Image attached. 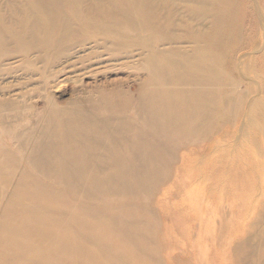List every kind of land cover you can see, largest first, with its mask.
<instances>
[{"label":"bare ground","instance_id":"obj_1","mask_svg":"<svg viewBox=\"0 0 264 264\" xmlns=\"http://www.w3.org/2000/svg\"><path fill=\"white\" fill-rule=\"evenodd\" d=\"M179 1L190 13L189 22L200 27L211 18L213 27L208 31L197 28L190 40L176 36ZM84 2L4 0L0 6V66L18 54L24 59L21 66L27 81L33 82L38 74L45 87L51 88L57 84L52 85L53 80L63 77L68 82L71 73L89 71L91 65L79 66L74 60L76 49L89 39L97 41L96 59L105 52L115 60L127 52L126 45L139 41L150 74L135 106L150 104L154 115L164 120L134 121L136 126L123 121L124 115L120 119L116 110L120 88L115 86L100 90L98 108L91 107L94 97L85 99L87 103L79 97L65 104L53 103L46 121H27L30 126L18 135L5 126L7 121L0 113L1 142L6 134L16 141L14 149L7 142L0 146V264H201L200 248L210 241L209 264H219L214 236L210 241L201 236L205 230L199 204L202 193L187 190L191 180H198V173L187 170L184 144L173 134L187 131L189 135L181 141L190 135L194 136L190 140H201L214 134L217 121L211 120L218 100L213 97L215 77L205 51L224 37L216 15L225 13L229 0H117L118 6H125L124 12L108 7L115 6V0ZM101 28V33L92 30ZM146 28L151 32L139 37L133 34ZM182 42L193 43L192 52L162 47ZM10 44H14V53ZM262 47L264 32L254 48ZM255 49L239 56L242 72L248 59L251 71L250 54ZM88 56L82 53L79 57L85 60ZM258 85L263 92L264 83ZM258 85L254 80L246 83L248 97L252 96L251 101L246 99L248 108H258L257 115L249 110L248 116L256 121L264 115ZM226 86L223 90L232 93L234 87ZM233 95L236 91L230 98L224 96L225 104L229 100L224 109L231 111L238 105ZM6 102L0 99V108L17 105ZM135 129L145 136L138 131L133 136ZM164 138L166 147L161 144ZM163 183L168 187L163 188ZM162 199L169 200L167 207L159 206ZM186 199L193 206L190 209L185 207ZM151 201L159 212L150 207ZM214 224L207 223V229ZM167 230L178 244L183 243L178 247L182 251L174 250Z\"/></svg>","mask_w":264,"mask_h":264},{"label":"rangeland","instance_id":"obj_2","mask_svg":"<svg viewBox=\"0 0 264 264\" xmlns=\"http://www.w3.org/2000/svg\"><path fill=\"white\" fill-rule=\"evenodd\" d=\"M90 1L85 0L84 4ZM115 2V6L108 7L124 12L125 6L122 5L120 7L118 6L117 0ZM3 3L4 0H0V6ZM178 5L181 9L177 15L179 19L177 20L178 25L175 26L176 36L190 40L194 39V31L197 28L208 31L210 27H213L214 20L211 18L204 25L199 24L200 27H198L196 22H189L190 19L187 16L190 13H186L183 3L180 2ZM217 16L221 19L219 24L224 32V37L219 42L213 44V48L210 51H205L208 65L212 66L209 69L215 77L214 88L216 89L213 90L216 93L215 95L213 94V97L216 98V101L218 100L214 105L212 112L213 118L211 120L217 121L214 134L201 140H190L191 137H194L190 135L191 137L187 138L189 140L186 141H181V139L189 135L187 131H175L173 135L177 136L176 141L183 142L184 144V159L188 163L187 166H189L187 170L198 173V180H191L187 190H190L192 194L198 191L204 195H201V201L199 203L202 206L201 212L203 213L201 219H204L202 220V227L205 228L204 230L201 227L203 229L201 236L207 241H210V238L214 236L216 246H218L216 253L218 251L217 258L219 259V264H264V115L262 116L263 119L259 121H256L254 118L249 119L248 111L250 110L257 115L258 108H248V105L250 107V99H252V96L249 94L248 97L246 91V83L248 80L256 81L257 85L261 82L264 83V80L261 81L258 79L259 76H261V79H264V61L262 59V56H264V47L262 49L254 48L256 42L260 39V35L264 32V0H229L225 8V13L220 12ZM189 23L191 26H189ZM92 30L95 33H101L103 28ZM150 32V29L146 28V31H138L133 34L139 37ZM95 33L93 32L94 35ZM129 36L133 38L131 35ZM95 42L97 41L89 39L84 47H73V49L78 48L75 53L77 57L74 60L78 62L79 66L83 64L86 67L87 65H91L88 68L89 71L87 70V73H83V71L71 73V78H69L68 82L63 81V77L56 80H53V78L51 84L54 85L57 82L58 85L56 84L54 87L50 85L51 88L45 87L42 80H40L41 78L39 79L38 74L35 76L33 82L27 81L28 77L23 73L24 71L21 66L24 63V59L18 54L14 55V59H10L2 64L0 66V99L8 101L12 105L13 102L17 103L16 107L6 105L4 106L5 108H0V113L2 114L3 112L4 115V121H7L4 123L5 126H10L16 135L21 134V130L30 126V123L27 121H46L50 106L53 103L65 104V102L78 97L83 101L85 99L87 100L88 97H94L91 107L98 108L101 104L100 90L105 86L108 88L110 86L120 88L118 94L120 95V99L116 104L119 107L116 110H119V114L121 113L120 119L123 115L125 116L123 121L126 120L127 122L135 124L134 121L148 123L150 122L148 120L151 119L160 120L158 122L162 123L164 117L162 115H154L155 113L153 112L155 109L150 104H145L140 108H136L137 106H135L141 89L144 86V79L150 74L149 68H146L145 65L146 62L143 58L141 43L134 41L132 46H129V44L126 45L124 50L131 55L124 52L120 55L119 59L115 60L110 58L105 52L101 53L100 59H96L97 56L93 54L97 49ZM192 44L191 42H182L162 47H177V50H185L190 53L192 52ZM9 47L11 48L9 50H12L14 44H10ZM206 49L209 50V47H206ZM253 49L255 51L250 54L253 64L251 67L252 72L249 70L250 61L248 59L245 61V63L248 62L244 66L245 70H243V73L238 60L242 54L246 55ZM13 51L14 49L12 53H14ZM82 53H89V56L85 60L80 59L79 56ZM98 61L102 62L98 63ZM240 70L241 72H239ZM7 72L8 74H6ZM157 83H159V80L156 78ZM226 85H228V89L230 86L234 87L232 93L236 91V95L233 96L239 100L237 102L238 105L232 109L233 111L224 109V107L229 105V100L225 104L224 96L229 98L232 96L230 91L223 90L227 87ZM25 93L26 97L23 96ZM258 95L259 97H263L264 100V91L262 92L259 85ZM85 103L87 102L85 101ZM9 107L11 108L9 109ZM244 109L247 110L245 111L246 115L243 112ZM261 110L264 112V108ZM256 115H252V117L254 116L256 118ZM261 123L262 125H260ZM130 126L131 128L133 127V125ZM136 131L139 132V130L135 129L131 131V134L135 136ZM139 133L140 136H145L141 131ZM139 133H137V136ZM8 135H3L2 142L0 139V146L7 142L8 147L14 149L16 141ZM17 139L19 142L21 141L18 136ZM252 139L255 140L253 141ZM165 141L166 139L164 138L161 143L163 146L166 145ZM254 153H258V155ZM177 160L178 162L182 161L179 153ZM204 175L205 179H203ZM169 176H171V173H169ZM196 183L199 185H196ZM161 186L163 188L168 187L166 183H163ZM152 202H150V207L159 212L158 206H155ZM190 204L189 200L186 199L185 207L190 209V207H193ZM167 205H169L168 199H162L159 204L162 208L167 207ZM213 206L218 209L214 211L211 209L214 208ZM207 208L209 211L206 210ZM213 212L215 213L212 214ZM211 217L214 220L216 219L215 222ZM207 219L211 221L209 220V222ZM205 222L209 225L210 223H215L211 226L212 230H210L211 227L207 229L209 225L207 227V223ZM213 231L216 232L213 233ZM160 232H163L162 229ZM168 232L167 230V236L173 239L172 244L174 250L177 252L182 251L178 247H180L179 244L182 246L183 243L178 244L176 238ZM209 247H211V241L209 244L204 243L202 249L200 248L203 254H200L201 264H209Z\"/></svg>","mask_w":264,"mask_h":264}]
</instances>
